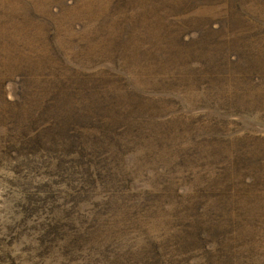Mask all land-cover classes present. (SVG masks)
I'll use <instances>...</instances> for the list:
<instances>
[{
    "label": "rangeland",
    "instance_id": "rangeland-1",
    "mask_svg": "<svg viewBox=\"0 0 264 264\" xmlns=\"http://www.w3.org/2000/svg\"><path fill=\"white\" fill-rule=\"evenodd\" d=\"M0 264H264V0H0Z\"/></svg>",
    "mask_w": 264,
    "mask_h": 264
},
{
    "label": "trees",
    "instance_id": "trees-1",
    "mask_svg": "<svg viewBox=\"0 0 264 264\" xmlns=\"http://www.w3.org/2000/svg\"><path fill=\"white\" fill-rule=\"evenodd\" d=\"M128 12H130V11L128 10V8H126V13H128ZM121 17H122V16H121ZM103 95H104V94H103ZM59 98H61V97H60V94L58 93V94H56V100L58 101ZM96 101L102 103V100H101V99H96ZM92 111L94 112V114L96 113L95 110H92Z\"/></svg>",
    "mask_w": 264,
    "mask_h": 264
}]
</instances>
